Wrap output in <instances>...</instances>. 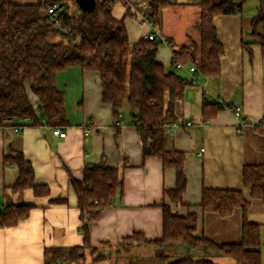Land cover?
I'll return each instance as SVG.
<instances>
[{
  "label": "crops",
  "instance_id": "crops-1",
  "mask_svg": "<svg viewBox=\"0 0 264 264\" xmlns=\"http://www.w3.org/2000/svg\"><path fill=\"white\" fill-rule=\"evenodd\" d=\"M150 1L114 3L112 13L116 18H124L129 36L131 32H138L140 39L148 32L146 25L138 24L136 10ZM256 3L250 13H246L243 4L240 13L214 16L218 38L224 46L221 70L217 74H204L198 66L201 39L196 28L200 20L198 0H171L161 8L159 35L166 42L158 47L156 60L189 81L195 79L177 100L175 120L167 127L166 148L186 155L187 186L183 203H173L164 192L175 187V168L164 167L161 156L143 155L140 135L130 123L131 108L125 103L120 118L114 117L112 105L102 99L98 71L70 66L58 73L56 83L65 93L69 119V123L60 125L67 133L65 137L53 133V126L46 122L38 107L37 95L29 90L42 123L33 125L30 119H24L0 124V210L11 203L32 205L26 218L15 225L0 227V264H46L47 247L84 243L81 228L85 223L91 244L101 247L100 253L105 255L95 260L88 249L85 264H126L131 258L154 255L157 251L154 246L123 242L135 232L149 239L161 238L165 201L180 215L196 213L197 235L217 243L241 241V207L223 216L216 211H203L200 202L204 188L239 189L249 197L250 189L243 184V167L264 164V56L259 42V37H264V21L258 24L256 34L252 29L253 17L259 9L264 13V2L257 0ZM128 7L131 12L126 14ZM184 45L189 46V52L178 57L183 66L177 68L174 49ZM191 66L196 68L194 72ZM211 101L240 106L242 119L225 105L218 111L208 106L206 113L213 115L205 116L204 105H210ZM86 125L92 128L90 134L84 132ZM17 150L31 161L35 183L49 186L48 194L36 195L32 188H12L19 171L6 155ZM102 160L119 168L122 194L89 219L88 213H82L78 207L71 178L81 180L87 162ZM247 219L260 224L264 264V201L261 198H250ZM166 249L169 251V247ZM213 259L219 264H235L225 255Z\"/></svg>",
  "mask_w": 264,
  "mask_h": 264
},
{
  "label": "trees",
  "instance_id": "trees-1",
  "mask_svg": "<svg viewBox=\"0 0 264 264\" xmlns=\"http://www.w3.org/2000/svg\"><path fill=\"white\" fill-rule=\"evenodd\" d=\"M62 0H38L20 3L17 0H0V124L30 119L33 125L41 124L29 90L38 97L37 103L46 122L53 127L69 123L65 106V93L56 83L58 73L70 66L82 70H96L101 75L102 99L112 105L113 115L119 119L125 103L131 108L130 123L137 129L142 142L143 155L162 157L164 167H174V188L165 189L175 204L183 203L187 186L184 172L186 155L183 151L166 148L167 124L175 120V104L181 99L192 81L169 71L156 60L162 41L142 37L131 44L124 18L112 13L115 0H96L92 11L79 7L72 12L61 4L60 24L51 20L42 6ZM264 2V0H261ZM171 0H151L150 14L159 21L161 8ZM200 20L196 25L201 39L198 46V66L204 74H217L221 70L220 58L224 46L218 38L213 19L216 14H237L243 3L234 0H198ZM128 7L126 14H129ZM264 21L261 9L253 17V33ZM62 39H57V36ZM264 56V37H259ZM169 43H171L169 41ZM189 52L184 45L174 49V61ZM214 111L224 105L211 101L204 105ZM226 107V106H224ZM229 108H232L229 105ZM18 168V177L11 185L14 190L32 188L36 195L49 193V186L35 183V170L21 151L6 155ZM121 177L117 166L101 162H87L83 178H71L77 195L78 207L95 218L110 205L116 196L121 197ZM243 184L250 189L247 197L239 189L204 188L200 206L203 211H216L226 216L236 207L243 209L242 239L238 243H217L197 230V215L186 216L175 212L172 205L163 202V233L161 238L149 239L141 232L125 238L123 243H140L154 246V255L131 258L126 264H219L216 256H229L235 264H262L260 224L247 219L250 198L264 201V164L243 167ZM31 204H8L0 210V227L17 224L29 215ZM84 243L76 246L47 247L46 264H85L86 250L95 260L104 258L101 247L90 242L88 224L82 226ZM123 245V244H122ZM169 247L168 249H166ZM191 253H198L193 256Z\"/></svg>",
  "mask_w": 264,
  "mask_h": 264
},
{
  "label": "built area",
  "instance_id": "built-area-1",
  "mask_svg": "<svg viewBox=\"0 0 264 264\" xmlns=\"http://www.w3.org/2000/svg\"><path fill=\"white\" fill-rule=\"evenodd\" d=\"M118 1V0H115ZM66 2L65 0L62 1H55L52 4H44L42 6V9L50 15V18L52 21H54L56 24H60L61 22V18L59 17V12L61 10V4ZM136 16H137V21L140 24H144L148 27V32L144 35L145 38L147 39H151V40H157V41H162V42H166V40L159 35L160 31H159V27H158V21L150 14L149 12V3L143 4L142 6H140V8H138L136 10ZM175 66L177 68H181L183 66L181 61L175 60L174 61ZM195 67L191 66L190 70L191 72L195 71ZM195 80V79H193ZM226 107H229V104H224ZM235 115L237 117H241L242 119V114H241V107L240 106H236V107H232L231 108ZM263 120H264V115H263ZM192 122H188V125H191ZM173 125V123H168L167 127H171ZM16 130L18 131L19 128L17 127ZM52 131L55 135L61 136V137H65L66 136V131L62 129V127L60 125L54 126L52 128ZM85 134H90L92 132V128L89 125L85 126L84 129ZM204 149H201V152Z\"/></svg>",
  "mask_w": 264,
  "mask_h": 264
},
{
  "label": "rangeland",
  "instance_id": "rangeland-1",
  "mask_svg": "<svg viewBox=\"0 0 264 264\" xmlns=\"http://www.w3.org/2000/svg\"><path fill=\"white\" fill-rule=\"evenodd\" d=\"M66 4L68 6V8L70 10H72V12H76L79 9V5L77 4L76 0H65ZM238 1L239 3L242 2L244 5V9L246 11V13H250L251 11L255 10V7L257 6L256 1L257 0H235ZM138 22V21H137ZM139 25H141L138 22ZM62 36H57V39H62ZM138 32H131L130 35V42L131 44H134L136 41H138ZM126 107L130 108L129 104H126ZM193 256H199L198 253H195L196 255H194V253H191ZM216 262V261H215Z\"/></svg>",
  "mask_w": 264,
  "mask_h": 264
},
{
  "label": "water",
  "instance_id": "water-1",
  "mask_svg": "<svg viewBox=\"0 0 264 264\" xmlns=\"http://www.w3.org/2000/svg\"><path fill=\"white\" fill-rule=\"evenodd\" d=\"M76 2L85 11H92L96 6V0H76Z\"/></svg>",
  "mask_w": 264,
  "mask_h": 264
}]
</instances>
